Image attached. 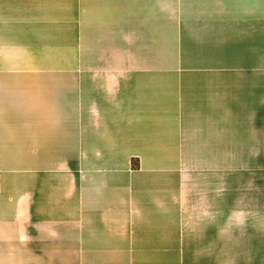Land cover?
I'll use <instances>...</instances> for the list:
<instances>
[{
    "label": "crops",
    "instance_id": "0c3cea01",
    "mask_svg": "<svg viewBox=\"0 0 264 264\" xmlns=\"http://www.w3.org/2000/svg\"><path fill=\"white\" fill-rule=\"evenodd\" d=\"M82 2L0 0V264H264V0Z\"/></svg>",
    "mask_w": 264,
    "mask_h": 264
},
{
    "label": "rangeland",
    "instance_id": "374dc122",
    "mask_svg": "<svg viewBox=\"0 0 264 264\" xmlns=\"http://www.w3.org/2000/svg\"><path fill=\"white\" fill-rule=\"evenodd\" d=\"M83 1V9H86V7H88L89 28L91 29L92 25H97L96 22H99V27H102L104 25L109 26L112 23V8L115 5V8L121 10V15H119V18L121 17V20H123L124 17L128 19L127 16L129 14V17L134 15L133 17H131L134 20L132 24L136 23L137 27H144V25H148L151 23L152 55L159 54L161 50L165 49L164 47H166V45L175 43L176 0H163V3H160L159 0ZM79 2L80 0H78V3ZM92 21L95 22L92 23ZM91 29H89L90 34L92 33ZM140 37L141 35L138 32L137 38L134 39V43H136L137 45H139L140 43ZM159 38L163 43L159 42ZM89 40L90 44L93 45L95 43H92L91 37ZM74 48L75 50H78V47ZM173 50L175 51V48ZM74 55L76 56L77 53H74ZM79 55L80 54H78V56Z\"/></svg>",
    "mask_w": 264,
    "mask_h": 264
}]
</instances>
